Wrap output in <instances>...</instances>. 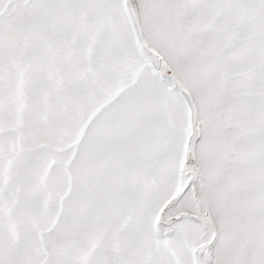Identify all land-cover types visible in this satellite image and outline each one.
Returning a JSON list of instances; mask_svg holds the SVG:
<instances>
[{
	"label": "snow or ice",
	"instance_id": "snow-or-ice-1",
	"mask_svg": "<svg viewBox=\"0 0 264 264\" xmlns=\"http://www.w3.org/2000/svg\"><path fill=\"white\" fill-rule=\"evenodd\" d=\"M0 264H264V0H0Z\"/></svg>",
	"mask_w": 264,
	"mask_h": 264
}]
</instances>
